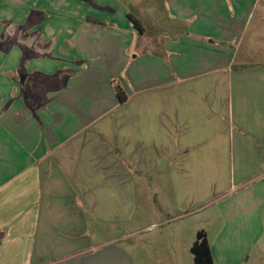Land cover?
Wrapping results in <instances>:
<instances>
[{"label": "crops", "instance_id": "obj_1", "mask_svg": "<svg viewBox=\"0 0 264 264\" xmlns=\"http://www.w3.org/2000/svg\"><path fill=\"white\" fill-rule=\"evenodd\" d=\"M150 1L146 30L124 0H0L6 264H135L111 232L148 171L189 251L202 230L214 264H264V67L236 61L240 0Z\"/></svg>", "mask_w": 264, "mask_h": 264}, {"label": "rangeland", "instance_id": "obj_2", "mask_svg": "<svg viewBox=\"0 0 264 264\" xmlns=\"http://www.w3.org/2000/svg\"><path fill=\"white\" fill-rule=\"evenodd\" d=\"M124 2L129 10L144 23L146 30L152 27L155 28V26L149 24L154 22L155 19L150 0H124ZM248 2L249 0H240V6L238 9L236 8V48L238 49L236 61L246 60L250 63L247 64V67L262 69L264 67V0L256 1L254 9L243 27L246 17L245 7ZM160 9H157L158 15L164 17V12L161 13ZM6 21L3 20V24L0 25V35L5 34V30L9 26L8 23H4ZM5 38L0 40L1 53L7 51L9 42L12 44L15 42L14 39H7L6 36ZM17 45L23 54L24 46L19 42ZM248 52H250V56L245 55ZM3 58L4 54H0V64ZM20 74L25 75V71H21ZM41 79V76L34 74L28 82L41 81ZM115 83L121 85L119 79H116ZM19 85L21 94L26 99H34L37 102L44 95V89L40 86L31 88L28 83H19ZM136 186L138 187V193L135 196L136 204L131 220L117 223L116 228L114 227L111 232L112 236L123 235V238L117 241L116 244L123 246L132 254L135 264H194L183 235H173L170 230L171 224L164 211H162V214L154 212L156 205H160L162 198L166 195L158 194L157 188L165 190L166 185H157L153 180V174L148 171L142 179H136ZM164 200L168 203L167 197ZM96 229L98 230V240L107 238L99 223L96 224ZM133 230L137 231L133 232ZM186 236L188 237V232L185 233ZM7 251H0V264H6L5 260L7 259L2 254Z\"/></svg>", "mask_w": 264, "mask_h": 264}, {"label": "trees", "instance_id": "obj_3", "mask_svg": "<svg viewBox=\"0 0 264 264\" xmlns=\"http://www.w3.org/2000/svg\"><path fill=\"white\" fill-rule=\"evenodd\" d=\"M128 15L134 27L141 30L142 28L139 20L131 13ZM113 84L119 101L124 102L126 100V94L123 88L120 84L115 83V81H113ZM190 251L193 254L194 264H214L207 238L202 230L197 231L196 237L190 247Z\"/></svg>", "mask_w": 264, "mask_h": 264}, {"label": "water", "instance_id": "obj_4", "mask_svg": "<svg viewBox=\"0 0 264 264\" xmlns=\"http://www.w3.org/2000/svg\"><path fill=\"white\" fill-rule=\"evenodd\" d=\"M20 80L23 81L24 80V75L20 76Z\"/></svg>", "mask_w": 264, "mask_h": 264}]
</instances>
